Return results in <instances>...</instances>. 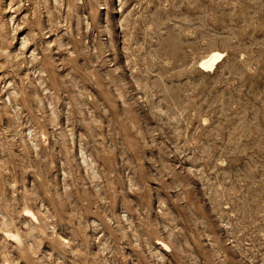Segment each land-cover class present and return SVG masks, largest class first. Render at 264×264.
<instances>
[{
    "label": "rangeland",
    "instance_id": "374dc122",
    "mask_svg": "<svg viewBox=\"0 0 264 264\" xmlns=\"http://www.w3.org/2000/svg\"><path fill=\"white\" fill-rule=\"evenodd\" d=\"M0 264H264V0H0Z\"/></svg>",
    "mask_w": 264,
    "mask_h": 264
},
{
    "label": "bare ground",
    "instance_id": "6f19581e",
    "mask_svg": "<svg viewBox=\"0 0 264 264\" xmlns=\"http://www.w3.org/2000/svg\"><path fill=\"white\" fill-rule=\"evenodd\" d=\"M222 57H223L222 53L215 51V52L209 54L208 56H206L204 58H201V60L197 63V66L199 67L200 70H203V71L211 70L215 66V63L220 61V59H222ZM25 213L28 216H30L32 219H35L34 215L31 214L30 211L26 210ZM7 236H12V235L11 234H7ZM161 246L164 249L166 248V245L163 244V243H161Z\"/></svg>",
    "mask_w": 264,
    "mask_h": 264
}]
</instances>
